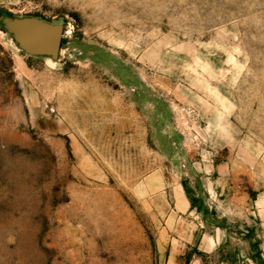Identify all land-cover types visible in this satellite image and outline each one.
Listing matches in <instances>:
<instances>
[{
    "label": "rangeland",
    "instance_id": "obj_1",
    "mask_svg": "<svg viewBox=\"0 0 264 264\" xmlns=\"http://www.w3.org/2000/svg\"><path fill=\"white\" fill-rule=\"evenodd\" d=\"M0 264H264V0H0Z\"/></svg>",
    "mask_w": 264,
    "mask_h": 264
}]
</instances>
